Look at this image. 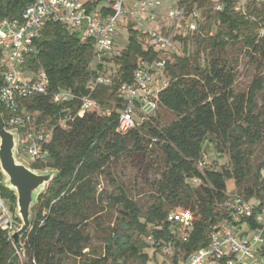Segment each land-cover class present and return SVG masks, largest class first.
Instances as JSON below:
<instances>
[{
    "label": "trees",
    "instance_id": "obj_1",
    "mask_svg": "<svg viewBox=\"0 0 264 264\" xmlns=\"http://www.w3.org/2000/svg\"><path fill=\"white\" fill-rule=\"evenodd\" d=\"M33 1L0 0V22L5 18L21 19ZM110 1L96 0L94 4H101L105 11ZM222 1L221 11L211 8L213 0L180 1L209 6L206 18L199 31L180 38L183 53L168 63L170 83L160 93L156 116L127 133L118 130L117 110L123 102L119 89L122 84L133 81V71L140 60L155 57L153 49L146 47L148 35L129 23L125 48L104 57L97 69H92L91 61L97 54L95 41L81 42L76 32L61 23H45L34 40L35 53L27 55V66L47 72L51 93L71 89L78 95L88 94L87 84L99 71L107 72L111 66L115 74L112 84L99 85L92 97L103 110L113 111L107 115L94 108L80 117L78 98L54 104L46 95L26 102L24 112L37 115L35 125L48 121L49 128L53 129L47 144L50 161L46 165L34 163L32 167L51 168L59 173L32 208V225L22 238L24 264H34L33 260L36 264H61L65 256L76 259L85 255L89 237L82 225L90 218L85 207L96 196L93 177L132 144L147 159L151 152L157 154L155 161L160 177L153 183L155 195L145 211L125 193L116 198L123 206L120 227L113 228L106 238L105 256L93 260L92 264H148L150 258L144 249L149 244L135 238L133 232L152 235L157 239L156 247H160L173 241L167 216L182 212L193 216L195 229L189 242H175L171 264H180L188 252L208 243L211 228L223 218L219 203L227 197V182L232 179L236 190L250 199L256 209H264V179L260 175L264 157L252 160L257 145L263 140L264 120L257 110L258 98L264 101V77L256 75L247 92L235 95V67L223 57L227 49L237 46L264 56V5H249L244 13L234 9V0ZM196 40L207 41L215 52L204 64L200 63L199 51L185 53L189 43ZM3 83L0 67V89ZM5 111L0 101V128L4 125ZM166 112L173 119L160 127ZM67 114L73 119L65 129L57 120ZM205 143L213 145L219 154L227 152L229 161L219 169L206 168L202 172L198 163ZM193 177L201 178L202 183L192 185ZM0 179L3 181L2 173ZM0 190L4 198L10 199L11 211L16 212V193L3 184ZM79 216L83 221L78 220ZM253 225L257 226L254 222ZM0 264H20L2 228Z\"/></svg>",
    "mask_w": 264,
    "mask_h": 264
},
{
    "label": "built area",
    "instance_id": "obj_2",
    "mask_svg": "<svg viewBox=\"0 0 264 264\" xmlns=\"http://www.w3.org/2000/svg\"><path fill=\"white\" fill-rule=\"evenodd\" d=\"M95 1L34 0L25 8L21 19L5 18L0 22V67L4 75L0 101L6 107L2 114L3 127L18 133V154L23 151L28 157L29 162H26L31 166L38 162L46 165L50 161L47 144L53 132V129H39L35 125L37 115L31 116L29 112H24L25 104L31 98L49 95L54 104L78 98L81 106L77 115L80 117L94 108L107 115L113 111L103 110L92 97V92L99 85L112 84L115 75L112 71H99L86 86L89 93L78 95L71 89L51 93L47 72L43 68L31 69L27 66V55L35 53L34 40L46 22L61 23L69 31L76 32L81 42L95 41L99 62L114 52V38L121 21L128 30V25L124 24L128 15H131L134 28L148 35L146 47L153 49L155 57L140 60L133 71V81L122 84L119 89L123 102L117 110L118 130L127 133L156 116L160 93L170 83L168 63L183 53L181 39L200 30L209 7L176 1L165 6L164 13H154V8L163 7V0H140L129 8L128 0H111L107 4L108 10L104 11L101 4H94ZM233 5L236 11L245 13L249 5L263 6L264 0H234ZM211 8L221 11L224 3L222 0H213ZM160 15L163 21L155 22ZM149 22L156 23L155 27H149L146 24ZM71 119L68 114L61 115L57 123L62 128H68ZM206 164L207 161L202 158L198 168L204 172ZM260 175L264 179V166ZM190 181L192 185L202 183L199 177H193ZM2 184L0 179V187ZM219 207L223 218L211 228L208 243L188 252L187 258L180 264H264V209H256L250 199L238 192H227V197L219 203ZM17 217L0 190V228L6 231L19 263L24 264V249L13 239V234L21 226L20 223L17 225ZM167 221L172 227L173 241L165 243V249L173 253L175 242L182 244L190 241L195 223L192 215L182 212L169 213ZM147 240L157 244L152 235ZM82 257L76 258L78 264H84L80 261ZM33 263L36 264V261L33 260Z\"/></svg>",
    "mask_w": 264,
    "mask_h": 264
},
{
    "label": "rangeland",
    "instance_id": "obj_3",
    "mask_svg": "<svg viewBox=\"0 0 264 264\" xmlns=\"http://www.w3.org/2000/svg\"><path fill=\"white\" fill-rule=\"evenodd\" d=\"M137 1L140 0H128L127 8L133 7ZM176 1L181 0H163V7L154 8V13H164L166 7ZM166 6V7H165ZM209 8V7H208ZM207 8V10H208ZM206 10V11H207ZM162 16L157 17L155 22H162ZM126 23H133L131 15L127 16ZM121 24L116 32L114 41L115 49L114 52H121L123 48L128 44L129 31L125 29L124 25ZM146 23L149 27H155L156 23ZM196 33V32H194ZM189 33L188 36L194 34ZM203 34V33H202ZM148 41L146 43V46ZM196 51L200 52V63L204 64L206 61L211 59L212 53H215L208 47L207 41H191L187 47L185 53L192 54ZM223 57L228 60L229 64L235 67V84L233 86V92L235 95H240L247 92L249 87L254 81L256 75L260 74L264 77V56L261 54H255L251 51L246 50L237 46L236 48L227 49L223 53ZM99 59L96 57L91 61L92 69H97ZM111 66H108V73L111 71ZM107 73V74H108ZM264 120V101L261 97L258 98V110ZM173 119V115L170 112H166V117L160 123V127L168 124ZM39 129L43 128L50 131L48 121L42 122L41 125L37 126ZM66 129V128H65ZM204 153L202 158L207 161V168L219 169L228 162L230 157L229 154L219 152L210 143L204 144ZM156 152L150 153V159H147L142 153L137 150L134 144L129 145L126 150L117 157H113L107 167L101 172L97 173L93 180L96 183V196L95 199H90L85 207V211L90 216L87 222H84L82 227L85 233L89 237V246L84 249L85 255L80 260L84 264H92L93 260L102 258L105 256V245L106 238L112 233L113 228L120 227V217L122 216L123 206L117 201V197L121 193H125L129 198L138 204L144 211L152 203V195H155L153 189V183L160 177V170L156 159ZM19 159L28 161V157L23 151L18 154ZM264 157V126H263V140L257 145V151L253 156L252 160L258 161L259 158ZM228 165V164H226ZM191 184H193L191 182ZM227 192H238L235 187V181L229 180L227 182ZM5 201L9 208L12 207L9 198H5ZM15 215L16 212H13ZM72 220V218H71ZM79 221H83L81 216L78 217ZM141 221H144L142 218ZM20 220H17V225ZM21 224V223H20ZM134 237L140 239L149 244L148 248L144 249V252L149 255L148 264H171L173 253L168 252L165 249V244L160 247H156L148 241L150 235H138L137 231L133 232ZM147 238V239H146ZM157 242V239H156ZM78 259L74 257H63L61 264H78ZM108 264H111L110 262ZM137 264V263H133Z\"/></svg>",
    "mask_w": 264,
    "mask_h": 264
},
{
    "label": "water",
    "instance_id": "obj_4",
    "mask_svg": "<svg viewBox=\"0 0 264 264\" xmlns=\"http://www.w3.org/2000/svg\"><path fill=\"white\" fill-rule=\"evenodd\" d=\"M0 168L3 185L17 196L16 214L21 226L13 234L17 245L22 246V238L32 225V208L47 185L59 173L55 169H34L18 157V133L5 127L0 128Z\"/></svg>",
    "mask_w": 264,
    "mask_h": 264
}]
</instances>
